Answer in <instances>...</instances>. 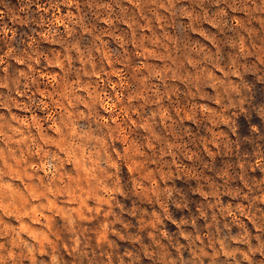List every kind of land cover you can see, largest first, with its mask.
Returning <instances> with one entry per match:
<instances>
[{
	"label": "rangeland",
	"instance_id": "obj_1",
	"mask_svg": "<svg viewBox=\"0 0 264 264\" xmlns=\"http://www.w3.org/2000/svg\"><path fill=\"white\" fill-rule=\"evenodd\" d=\"M159 2L0 0L3 264H235L244 241L264 250V138L248 134L264 132V76L245 77L247 111L227 116L223 51L240 29L223 30L217 0ZM250 35L264 48V21Z\"/></svg>",
	"mask_w": 264,
	"mask_h": 264
},
{
	"label": "clouds",
	"instance_id": "obj_2",
	"mask_svg": "<svg viewBox=\"0 0 264 264\" xmlns=\"http://www.w3.org/2000/svg\"><path fill=\"white\" fill-rule=\"evenodd\" d=\"M128 2L129 4H131L132 0H128ZM137 3H139V0H137ZM153 3H156V0H153ZM217 3L220 8H223L225 10V14L223 17L232 18V27H229V19H223V30L227 28L228 34L231 35V33L235 31L236 28H239L240 32L238 33V35L241 37V39L235 42L232 47L224 48L223 51V54L227 55L229 52H232L233 49H235L233 55V59L235 62L233 63V60H231L229 63L224 64L225 71L228 72V79L232 81L233 86L230 87L228 91L222 96L220 102L221 107L226 109V115L231 117L229 113H232V110L234 109H240L242 112L247 111V109L245 108V98L243 94V81L245 80V77L251 79V76L255 74L257 76V79L259 80L261 76H264V48L260 47L259 40H254L250 35L251 32L255 31L259 27L260 22L264 21V0H231V3H229V0H223L222 5L220 4L219 0H217ZM164 4H167L169 7H172L171 0H160V2L157 4V8L159 9ZM201 5L203 6V8L206 9L205 0H198V2L197 0H193L192 7L194 11L201 12ZM216 8L217 7L213 8V12L216 11ZM132 11L134 12L135 9H132ZM234 17L238 21H240V19L250 18V22L247 25L233 23ZM202 26L204 28H207L209 31H214V29H212L211 26L208 24H203ZM187 33L190 39H198L201 40V43L205 44L206 46L208 45V42L204 41L201 37H199L198 34H192L190 29L187 30ZM256 34L258 35V32ZM220 39L223 40V34L220 35ZM165 43L169 42L165 41ZM175 47H177L178 50L171 54L176 56L177 58L184 59L185 49L183 44L181 43L179 45H176ZM188 55H190L195 60H203V56H201L198 52H189ZM185 63H187L186 59ZM201 66L212 67L211 64L207 63L202 64ZM250 66L252 67L251 72L249 71ZM247 91H251V89L249 88L247 89ZM145 115H147V113H145ZM256 115L259 116L260 119H264V116H261L260 112H257ZM172 116L174 117L175 114L172 113ZM153 120L155 125V131L161 137H166L168 130L166 127H161L158 116L153 117ZM164 123H167V121H165ZM180 127L183 128V125H180ZM228 128L231 129V136L234 138H238L241 134L240 129L237 125H235V132H233L231 127ZM193 132H195L194 128ZM251 133H255L258 140L264 138V132H261V129L257 127L255 123L251 125V130L248 134L250 135ZM133 134L135 138L139 139L142 144L144 143V132L134 131ZM200 134L205 135L203 128H201ZM167 138L171 139L170 136H167ZM257 151H259V159L264 160V147H261L258 144L254 152ZM255 158L256 157H254L250 161L254 162ZM233 159H235V156L233 157ZM120 175L125 181L129 179L126 171L124 170L121 171ZM249 227H251V225H249ZM78 239L79 237L76 238V240ZM244 245H246L247 248L246 251L243 253L242 257L240 259H236L235 257H233V259L235 260V264H241V261H244L245 259H250L257 255L264 257V250L254 248L253 240L244 241L242 247ZM78 248L79 244L74 242L72 246V253H76ZM261 248H264V244L261 245ZM0 249H2V246H0ZM258 251L259 254H257ZM72 253H69V258H71ZM79 255L83 256L87 255V253L81 251ZM176 259L177 261H179V264H183L184 257L182 255L178 256ZM0 264H3L2 251H0ZM143 264H153V261L150 258H146L144 259Z\"/></svg>",
	"mask_w": 264,
	"mask_h": 264
}]
</instances>
